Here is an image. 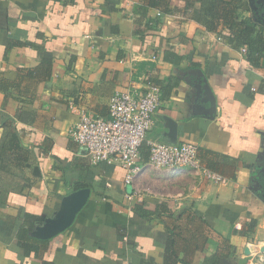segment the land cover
<instances>
[{
	"label": "crops",
	"instance_id": "obj_1",
	"mask_svg": "<svg viewBox=\"0 0 264 264\" xmlns=\"http://www.w3.org/2000/svg\"><path fill=\"white\" fill-rule=\"evenodd\" d=\"M143 1L0 0V145L9 121L31 152L25 167L0 171V264H208L264 240V66L222 27L190 18L186 0L140 38L133 8ZM255 6L264 21V3ZM150 84L161 100L146 140L194 144L200 167L227 183L155 169L146 144L131 185L120 165L90 164L69 136L76 110L106 118L115 93L140 96ZM82 189L90 194L69 228L32 236ZM251 220L254 232L240 235Z\"/></svg>",
	"mask_w": 264,
	"mask_h": 264
},
{
	"label": "built area",
	"instance_id": "obj_2",
	"mask_svg": "<svg viewBox=\"0 0 264 264\" xmlns=\"http://www.w3.org/2000/svg\"><path fill=\"white\" fill-rule=\"evenodd\" d=\"M222 38L218 37L217 41ZM246 53V48H241ZM155 59V57H153ZM161 89L150 84L144 94L132 96L128 92L115 93L108 104L107 117H94L82 110L78 122L69 130V136L86 151L91 165L100 163L118 164L125 170V183L131 185L141 173V148L148 147V164L155 169L179 170L190 168L214 183L228 181L217 173L200 167L197 147L194 144H165L147 141V133L154 127V116L160 106ZM71 109H75L70 104ZM134 194H127L128 201ZM254 248L252 259L259 257L258 264H264V240L258 244H248ZM261 247V248H260Z\"/></svg>",
	"mask_w": 264,
	"mask_h": 264
},
{
	"label": "trees",
	"instance_id": "obj_3",
	"mask_svg": "<svg viewBox=\"0 0 264 264\" xmlns=\"http://www.w3.org/2000/svg\"><path fill=\"white\" fill-rule=\"evenodd\" d=\"M172 0H144L143 3L133 8V17L138 29L135 35L143 38L148 31H157L162 23V16L174 12ZM195 3H199L195 7ZM185 9L190 11L195 22L208 32H216L223 28L227 35L224 36L231 46L246 48V58L252 66H264V21L259 13L251 11L246 0H186ZM149 9H155L159 15L150 19L147 17ZM251 13L245 17V13ZM222 36V35H221ZM168 60V57H167ZM8 128V133L3 134L0 145V171L10 172L13 168L25 167L31 152L24 149L20 137L15 132L9 121L2 125ZM142 215L141 206L136 209ZM145 214V213H144ZM256 221L251 220L247 229L243 228L239 234L249 235L254 232ZM220 253L210 257L208 264H221Z\"/></svg>",
	"mask_w": 264,
	"mask_h": 264
},
{
	"label": "water",
	"instance_id": "obj_4",
	"mask_svg": "<svg viewBox=\"0 0 264 264\" xmlns=\"http://www.w3.org/2000/svg\"><path fill=\"white\" fill-rule=\"evenodd\" d=\"M259 2L264 3V0H249L252 9H256L255 3ZM175 129V124H171L173 135L174 132H176ZM89 194V189H82L65 196L61 201L59 210L55 212L51 218H46L42 225L37 226L32 232V236L41 240H46L65 231L73 224L77 214L85 206ZM253 250L254 248L252 246H248L244 250L243 258L224 261L222 264H248L252 261L251 253ZM260 252L263 253L264 248H261Z\"/></svg>",
	"mask_w": 264,
	"mask_h": 264
},
{
	"label": "rangeland",
	"instance_id": "obj_5",
	"mask_svg": "<svg viewBox=\"0 0 264 264\" xmlns=\"http://www.w3.org/2000/svg\"><path fill=\"white\" fill-rule=\"evenodd\" d=\"M249 263H250V262H249ZM249 263H248V264H249Z\"/></svg>",
	"mask_w": 264,
	"mask_h": 264
}]
</instances>
